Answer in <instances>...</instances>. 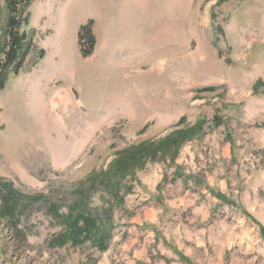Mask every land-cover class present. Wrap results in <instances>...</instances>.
I'll return each mask as SVG.
<instances>
[{
	"label": "rangeland",
	"instance_id": "374dc122",
	"mask_svg": "<svg viewBox=\"0 0 264 264\" xmlns=\"http://www.w3.org/2000/svg\"><path fill=\"white\" fill-rule=\"evenodd\" d=\"M28 28L44 56L0 91V264H264V0H34ZM199 122L174 161L90 186ZM90 216L103 245L59 244Z\"/></svg>",
	"mask_w": 264,
	"mask_h": 264
},
{
	"label": "trees",
	"instance_id": "16d2710c",
	"mask_svg": "<svg viewBox=\"0 0 264 264\" xmlns=\"http://www.w3.org/2000/svg\"><path fill=\"white\" fill-rule=\"evenodd\" d=\"M33 1L34 0H0V3H2L7 12L5 21V42L0 50V91L4 89L5 84L10 78L17 77L27 65L32 67L35 66V61L38 62L44 56V51L37 48L35 44V32L28 28L29 7ZM77 43L83 58L91 55L95 46L91 22L79 29ZM210 90L211 89L206 88L200 90V92ZM183 123L184 119L181 118L177 122V125L180 126ZM201 123L199 122L195 126L174 132L158 142H142L117 152L110 171L100 172L101 175L98 181L96 177L99 174L96 176L94 174L93 176H89L90 186L98 185L96 187H100L103 191L114 193L113 189L117 186V181L109 182L107 175L108 178L111 177V179L113 177L117 180L122 178L125 179L130 172L142 169L148 162L155 163L166 157L174 161L181 147L188 142L193 135L198 133V130L200 131ZM147 127L148 126L145 125L140 132L143 133ZM4 187L5 191L1 195V201L4 205L0 212V219H3L5 215H13V204L18 196L17 192L8 189L6 185ZM116 193L117 190L114 194ZM9 221L11 220L9 219ZM70 224L76 231L73 232L71 236L60 238L59 244L62 242L65 244L67 239L71 243L75 241L78 235L77 231H80L78 233L80 235L79 237L82 236L81 239L91 242L99 241L102 245L104 244L103 240H101L102 242L100 241V237L95 238L96 229L94 227L96 225V220L93 219L92 216L75 218L74 220H70ZM104 236L105 235L102 237Z\"/></svg>",
	"mask_w": 264,
	"mask_h": 264
},
{
	"label": "bare ground",
	"instance_id": "6f19581e",
	"mask_svg": "<svg viewBox=\"0 0 264 264\" xmlns=\"http://www.w3.org/2000/svg\"><path fill=\"white\" fill-rule=\"evenodd\" d=\"M168 33V32H167Z\"/></svg>",
	"mask_w": 264,
	"mask_h": 264
}]
</instances>
